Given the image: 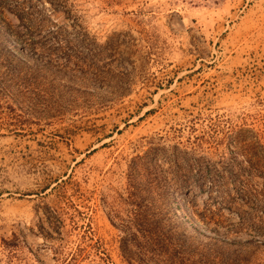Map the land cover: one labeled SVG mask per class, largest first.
Segmentation results:
<instances>
[{"label": "rangeland", "instance_id": "rangeland-1", "mask_svg": "<svg viewBox=\"0 0 264 264\" xmlns=\"http://www.w3.org/2000/svg\"><path fill=\"white\" fill-rule=\"evenodd\" d=\"M0 264H264V0H0Z\"/></svg>", "mask_w": 264, "mask_h": 264}, {"label": "trees", "instance_id": "trees-1", "mask_svg": "<svg viewBox=\"0 0 264 264\" xmlns=\"http://www.w3.org/2000/svg\"><path fill=\"white\" fill-rule=\"evenodd\" d=\"M37 214H39V210H37ZM43 216L47 222V224L49 225L50 229L57 233L58 235L62 234V229H64L65 225V221L63 220V216L62 213L59 209V207L55 206V207H44L43 208ZM41 228V234H45V238L48 240H57L56 237H54V235L52 233H50L49 231H46L45 227L42 225H40Z\"/></svg>", "mask_w": 264, "mask_h": 264}, {"label": "bare ground", "instance_id": "bare-ground-1", "mask_svg": "<svg viewBox=\"0 0 264 264\" xmlns=\"http://www.w3.org/2000/svg\"><path fill=\"white\" fill-rule=\"evenodd\" d=\"M182 203V202H181ZM180 204V203H179Z\"/></svg>", "mask_w": 264, "mask_h": 264}]
</instances>
